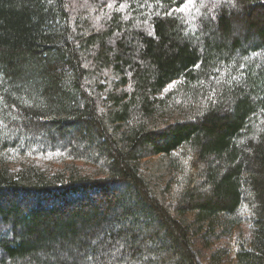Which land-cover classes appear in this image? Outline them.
Segmentation results:
<instances>
[{"label":"trees","instance_id":"16d2710c","mask_svg":"<svg viewBox=\"0 0 264 264\" xmlns=\"http://www.w3.org/2000/svg\"><path fill=\"white\" fill-rule=\"evenodd\" d=\"M185 2L0 0V264H264V0Z\"/></svg>","mask_w":264,"mask_h":264},{"label":"rangeland","instance_id":"374dc122","mask_svg":"<svg viewBox=\"0 0 264 264\" xmlns=\"http://www.w3.org/2000/svg\"><path fill=\"white\" fill-rule=\"evenodd\" d=\"M220 229L223 231H218V229L210 230V232L205 233L200 236V239L196 241V248L199 254V258L203 264H213L217 260L223 259V252L228 244V237L235 233L238 238H248L249 236V223L243 222L238 224L233 223H222ZM210 245L211 250L203 248L204 245ZM221 249V252L215 253L214 250ZM223 250V251H222ZM212 251V257L210 255ZM212 259V260H211Z\"/></svg>","mask_w":264,"mask_h":264},{"label":"snow or ice","instance_id":"6c2138e0","mask_svg":"<svg viewBox=\"0 0 264 264\" xmlns=\"http://www.w3.org/2000/svg\"><path fill=\"white\" fill-rule=\"evenodd\" d=\"M189 3H191V0H186L185 5H182L180 8L176 9L175 11H178L180 13L186 12L187 11L186 5ZM109 6H111V5H109ZM168 15H172V13L170 12V13H168ZM196 67H199V65H197ZM209 99H211V97H209Z\"/></svg>","mask_w":264,"mask_h":264}]
</instances>
